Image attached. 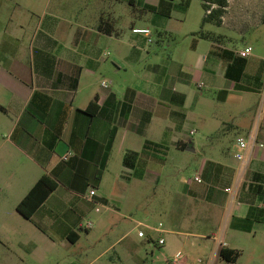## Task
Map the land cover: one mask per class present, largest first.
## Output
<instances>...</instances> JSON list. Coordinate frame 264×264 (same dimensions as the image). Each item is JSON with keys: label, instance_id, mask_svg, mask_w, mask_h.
<instances>
[{"label": "crops", "instance_id": "obj_1", "mask_svg": "<svg viewBox=\"0 0 264 264\" xmlns=\"http://www.w3.org/2000/svg\"><path fill=\"white\" fill-rule=\"evenodd\" d=\"M133 2L48 0L37 8L12 10L8 43L0 49V264H92L93 238L115 234L108 252L145 226L133 225L129 188L134 180L159 184L173 151H194L183 132L204 90L213 89L220 100L240 109H253L251 100L262 95L264 110V56L252 52L241 58L238 50L250 44L237 47L228 34L221 42L194 34L196 57L180 59L172 53L132 85L116 83L112 76L141 59L145 50L150 55L146 45L155 40L153 27L135 21ZM189 7L180 11L187 13ZM156 13L161 18L152 19L153 24L163 26L157 33L169 32L164 22L173 8L167 17ZM125 25L149 28L151 34L132 31L129 48ZM163 38L156 42L165 43ZM105 80L108 87L102 86ZM231 96L238 101L231 103ZM95 99L99 108L90 115L86 108ZM253 124L242 136L256 134L245 162L235 153L229 163L205 157L195 171L203 182L193 177L177 187L164 208L168 222L159 223L166 242L156 243V249L173 256L182 234L202 227L218 230L227 206L234 220L264 219V192L238 189L247 169L264 174V122L258 129ZM44 174L58 185L25 218L17 205ZM254 184L264 190V181ZM92 188L97 195L89 199ZM88 221L94 226L89 228ZM220 242L226 243L219 239L216 253Z\"/></svg>", "mask_w": 264, "mask_h": 264}, {"label": "rangeland", "instance_id": "obj_2", "mask_svg": "<svg viewBox=\"0 0 264 264\" xmlns=\"http://www.w3.org/2000/svg\"><path fill=\"white\" fill-rule=\"evenodd\" d=\"M47 1L0 0V49L8 43L6 31L12 10L19 6L37 8L39 5L46 4ZM133 3L135 21L138 25L153 27L155 40L146 45L151 52L150 55H147L145 50V55L141 59L127 64L121 73L112 76L116 83L132 85L138 76L146 74L150 65L161 64L167 60L169 54L175 53V56L180 59L183 56L190 60L197 56L191 51L193 50L194 33L201 29L205 14L202 0H192L187 13L180 11L181 0H135ZM167 4H171L173 7L172 18H166V22H164L169 32L163 38L165 43L156 42L158 41L157 31L163 29V26L159 27L153 24L152 19L161 18L156 11L159 12ZM224 22V28L208 23L204 25V29L228 34L235 39L234 43L237 47L243 46V41H245L253 47L255 55L264 56V0H229V8L224 16ZM132 33L131 28L125 25L124 38L129 48L131 47ZM200 96L201 98L194 103V107L189 110L190 120L183 132V135H186L183 138L188 140L189 144L194 143V151L186 149L173 151L170 154L167 171L159 184L150 185L147 181L134 180L130 186L127 209L136 219L133 225H137L139 222L149 226H158L160 221L167 223L168 218L164 208L172 201L177 187L182 182L194 177L202 159L208 157L223 163L233 161L236 150L234 143L237 138L247 135L252 122H254V129H258L259 125L264 122L262 95H256L251 100L254 105L253 109L234 108L235 106L220 100L213 89L204 90ZM237 101V98L231 96V103ZM192 130L195 131L193 135L190 134ZM255 182L254 172L247 169L242 175L238 189L255 188ZM236 184L237 181L231 187L236 188ZM227 207L221 212L223 218L218 230L213 228L210 232L209 230L206 232V229L210 227L194 228L193 231L201 232L181 235L178 251L176 250L181 254L180 264H264V219L250 217L234 220ZM140 230L146 234L144 237L139 236ZM210 233L217 234V237L211 238L208 236ZM158 237V232L150 230L144 225L138 226L130 238L120 242L116 248L108 252H104V250L111 240L116 239L115 234L101 236L102 240L93 238L91 241L94 244L92 264H176L174 259L177 252L171 256L172 253H169L171 255L163 254L162 251L154 247ZM219 239L236 249L238 255L235 260H228L220 256L219 250L223 245L219 246L216 253ZM10 244L12 250L19 253L13 240ZM152 250L155 253L152 254ZM0 251L4 252V247L1 245ZM21 255L25 256L23 253ZM32 261L33 264H40L35 260ZM68 263L60 262V264Z\"/></svg>", "mask_w": 264, "mask_h": 264}, {"label": "trees", "instance_id": "obj_3", "mask_svg": "<svg viewBox=\"0 0 264 264\" xmlns=\"http://www.w3.org/2000/svg\"><path fill=\"white\" fill-rule=\"evenodd\" d=\"M192 0H181L180 9L186 10ZM202 5L205 10V14L202 20L201 29L195 32L194 34L200 38L211 40L214 42H221L226 38V35L221 33H216L212 31H207L204 29L205 24H213L218 27L223 26L224 16L228 12L229 0H202ZM176 7V6H174ZM172 5L167 4L164 8L160 9L159 13L163 15H169V11L172 9ZM158 37H163L167 32L160 31L157 33ZM240 56V55H239ZM241 58H246L242 57ZM99 106L97 104V99L90 102L89 106L86 108V111L90 115H94ZM254 179L256 181H264V174H254ZM57 181L48 174H44L30 190V192L19 202L17 205V211L23 215L25 218H30L33 213L38 209V207L45 201L49 194L54 191L57 187ZM256 193L264 192L263 186L255 184V188H252ZM220 256L228 259L235 260L238 252L236 249L223 246L219 251Z\"/></svg>", "mask_w": 264, "mask_h": 264}, {"label": "built area", "instance_id": "obj_4", "mask_svg": "<svg viewBox=\"0 0 264 264\" xmlns=\"http://www.w3.org/2000/svg\"><path fill=\"white\" fill-rule=\"evenodd\" d=\"M134 33H137V34H144V35H147V36H150L151 34V30L149 28H133L132 30ZM253 52V47L251 45H248L240 50H238V55L242 56V57H249ZM110 85V81H103L102 82V86L104 87H108ZM204 82H201L199 84V87L202 88L204 86ZM195 131H192L191 133L194 134ZM256 145V134L252 133L250 134L249 137H238L237 138V142H236V151H235V156L236 158L241 161V162H245L246 158H247V152L249 150H252V148ZM260 146H263V144H260ZM70 154V153H69ZM69 154L67 156H65V159H67L69 157ZM194 180L198 183H202L203 182V179L202 177L199 175V174H196L194 176ZM231 188H226V191H230ZM97 195V189L96 188H92L89 190V193H88V198L89 199H93L95 196ZM96 210L99 211L100 208L99 207H96ZM87 226L89 228L93 227L94 226V223L91 222V221H88L87 223ZM148 229L150 230H153V231H156L159 233V237H158V241L157 243L159 245H163L165 244L166 242V239L165 237L163 236V233L165 232L163 227H162V224H159L158 226H149V225H145ZM139 236L141 237H144L146 234L140 230L138 232ZM152 241V240H151ZM220 245H223L225 246L226 243L224 242H220ZM180 256L181 254L180 253H177L176 254V257L174 259V262L176 264H180Z\"/></svg>", "mask_w": 264, "mask_h": 264}]
</instances>
